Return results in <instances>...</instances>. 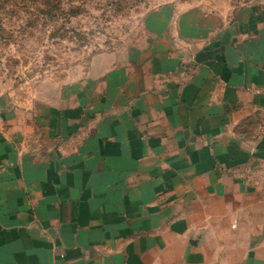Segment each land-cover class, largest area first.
Here are the masks:
<instances>
[{"label":"crops","instance_id":"crops-1","mask_svg":"<svg viewBox=\"0 0 264 264\" xmlns=\"http://www.w3.org/2000/svg\"><path fill=\"white\" fill-rule=\"evenodd\" d=\"M151 14L0 119V264H264V0Z\"/></svg>","mask_w":264,"mask_h":264},{"label":"rangeland","instance_id":"rangeland-1","mask_svg":"<svg viewBox=\"0 0 264 264\" xmlns=\"http://www.w3.org/2000/svg\"><path fill=\"white\" fill-rule=\"evenodd\" d=\"M0 0V119L24 117L82 83L92 61L150 37L151 13L200 5L234 12L258 0Z\"/></svg>","mask_w":264,"mask_h":264},{"label":"trees","instance_id":"trees-1","mask_svg":"<svg viewBox=\"0 0 264 264\" xmlns=\"http://www.w3.org/2000/svg\"><path fill=\"white\" fill-rule=\"evenodd\" d=\"M58 0H46V4L51 7H58Z\"/></svg>","mask_w":264,"mask_h":264},{"label":"built area","instance_id":"built-area-1","mask_svg":"<svg viewBox=\"0 0 264 264\" xmlns=\"http://www.w3.org/2000/svg\"><path fill=\"white\" fill-rule=\"evenodd\" d=\"M258 134L264 135V122L258 124Z\"/></svg>","mask_w":264,"mask_h":264}]
</instances>
